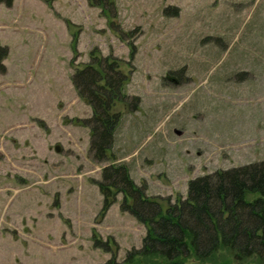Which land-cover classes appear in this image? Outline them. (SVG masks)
Masks as SVG:
<instances>
[{
  "label": "rangeland",
  "instance_id": "obj_1",
  "mask_svg": "<svg viewBox=\"0 0 264 264\" xmlns=\"http://www.w3.org/2000/svg\"><path fill=\"white\" fill-rule=\"evenodd\" d=\"M105 6L0 4V264H117L140 247L145 226L120 210L121 194L100 213L95 181L109 163L164 206L193 177L264 159V0ZM93 49L118 59L124 93L140 100L136 111L114 106L121 118L101 162L80 121L91 107L71 82Z\"/></svg>",
  "mask_w": 264,
  "mask_h": 264
},
{
  "label": "trees",
  "instance_id": "obj_2",
  "mask_svg": "<svg viewBox=\"0 0 264 264\" xmlns=\"http://www.w3.org/2000/svg\"><path fill=\"white\" fill-rule=\"evenodd\" d=\"M108 13L113 0H88ZM13 0H0L7 7ZM7 50L0 46L1 60ZM92 62L78 67L71 76L77 95L91 107V115L80 120L90 130L89 154L95 161L106 159L121 114L114 110L124 102L136 111L139 98L131 99L122 87L126 79L114 56L96 55ZM128 100H130L128 102ZM102 196L101 214L121 194L120 210L145 226L140 247L127 250L117 264H207L223 251L227 256L214 264H264V159L188 180L184 198L162 206L157 197L147 196L123 163H109L95 181ZM95 247L109 246L94 235ZM102 243V244H100ZM229 255V256H228ZM105 264H116L113 258Z\"/></svg>",
  "mask_w": 264,
  "mask_h": 264
},
{
  "label": "water",
  "instance_id": "obj_3",
  "mask_svg": "<svg viewBox=\"0 0 264 264\" xmlns=\"http://www.w3.org/2000/svg\"><path fill=\"white\" fill-rule=\"evenodd\" d=\"M175 131H176V133H177V134H179V133H180V131H179V130H175Z\"/></svg>",
  "mask_w": 264,
  "mask_h": 264
}]
</instances>
